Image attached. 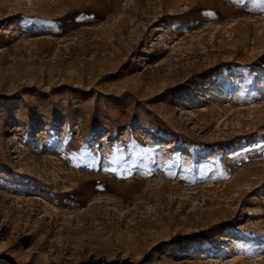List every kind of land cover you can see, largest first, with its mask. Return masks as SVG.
I'll list each match as a JSON object with an SVG mask.
<instances>
[{"label":"rangeland","instance_id":"obj_1","mask_svg":"<svg viewBox=\"0 0 264 264\" xmlns=\"http://www.w3.org/2000/svg\"><path fill=\"white\" fill-rule=\"evenodd\" d=\"M0 264H264V0H0Z\"/></svg>","mask_w":264,"mask_h":264}]
</instances>
